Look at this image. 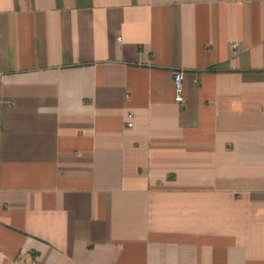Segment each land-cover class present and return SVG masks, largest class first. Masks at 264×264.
<instances>
[{
  "label": "crops",
  "instance_id": "crops-1",
  "mask_svg": "<svg viewBox=\"0 0 264 264\" xmlns=\"http://www.w3.org/2000/svg\"><path fill=\"white\" fill-rule=\"evenodd\" d=\"M0 264H264V0H0Z\"/></svg>",
  "mask_w": 264,
  "mask_h": 264
},
{
  "label": "built area",
  "instance_id": "built-area-1",
  "mask_svg": "<svg viewBox=\"0 0 264 264\" xmlns=\"http://www.w3.org/2000/svg\"><path fill=\"white\" fill-rule=\"evenodd\" d=\"M185 70L183 68H175L173 73L174 85H175V99L178 102H183L185 99L184 96V77Z\"/></svg>",
  "mask_w": 264,
  "mask_h": 264
}]
</instances>
